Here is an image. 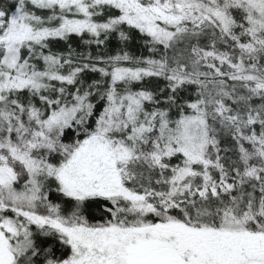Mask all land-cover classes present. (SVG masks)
<instances>
[{"label":"snow or ice","instance_id":"snow-or-ice-1","mask_svg":"<svg viewBox=\"0 0 264 264\" xmlns=\"http://www.w3.org/2000/svg\"><path fill=\"white\" fill-rule=\"evenodd\" d=\"M0 264H264V0H0Z\"/></svg>","mask_w":264,"mask_h":264}]
</instances>
